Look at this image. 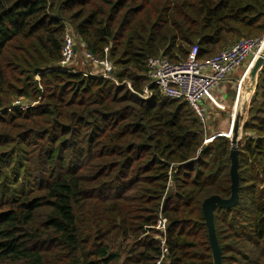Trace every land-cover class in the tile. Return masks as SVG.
<instances>
[{"label": "trees", "instance_id": "trees-1", "mask_svg": "<svg viewBox=\"0 0 264 264\" xmlns=\"http://www.w3.org/2000/svg\"><path fill=\"white\" fill-rule=\"evenodd\" d=\"M67 31L120 84L60 69ZM254 33L264 0H0V181L30 184L0 183V264H156L160 215L163 264H214L202 203L231 195V140L205 143L186 100L142 94L149 58L207 59ZM249 97L240 200L215 209L223 264H264V64Z\"/></svg>", "mask_w": 264, "mask_h": 264}, {"label": "built area", "instance_id": "built-area-1", "mask_svg": "<svg viewBox=\"0 0 264 264\" xmlns=\"http://www.w3.org/2000/svg\"><path fill=\"white\" fill-rule=\"evenodd\" d=\"M76 47L77 43L73 33L67 31L64 37L62 59L59 62L60 69L73 73L83 72L86 76L114 79L119 83L113 76L116 71L115 65L109 59H101L87 49L80 51ZM263 47L264 33L259 37L241 39L230 48L224 49L207 59L199 58L197 45L191 49L188 58L180 63H172L164 56L151 57L148 60V77L151 83L144 87L143 94H145H142V97L150 98V86L153 85L166 97L186 100L206 130L209 121L205 99L241 65L247 66L243 79L247 77L254 62L259 57L257 54H261L260 51ZM78 54L79 58L76 59ZM82 66L84 68H81ZM89 68L92 72L88 70ZM125 83L134 91L129 82ZM35 104L36 102L27 103L22 99H17L9 109L21 108L26 110ZM209 139L206 138L205 142ZM156 227L158 230L157 238L160 239L162 245V253L156 264H163L168 252L166 247L167 219L160 215Z\"/></svg>", "mask_w": 264, "mask_h": 264}, {"label": "rangeland", "instance_id": "rangeland-1", "mask_svg": "<svg viewBox=\"0 0 264 264\" xmlns=\"http://www.w3.org/2000/svg\"><path fill=\"white\" fill-rule=\"evenodd\" d=\"M260 34L254 33L250 35L249 37H258ZM76 43L78 45V40L76 39ZM79 46V45H78ZM82 49H85L83 46H79V50L82 51ZM264 50V47L261 50ZM221 50L211 54L210 56H213L217 53H219ZM260 56L257 54V57ZM79 58V54L76 56V59ZM81 68H84L83 66ZM247 66L241 65L239 68H237L231 75H234L233 77H236V80L234 81V84L228 83L229 76L218 88L214 89L211 92V95L205 99L206 108H207V115H208V126L206 129V132H208V139L212 137V139H209L207 142H212L214 140V137L217 136H225L231 140L232 137V128H233V120L235 116L243 112V119L241 120V130H240V140L242 139V126L245 123L247 117V110L249 106V102L247 104V110H244V97L242 96V92H245L247 90V87L251 83V72L247 77L243 79V75L246 71ZM88 70H91L90 68ZM92 72V70H91ZM242 91V92H241ZM241 92V93H240ZM145 94V93H144ZM143 94V95H144ZM263 98V97H262ZM251 99V97H250ZM249 99V100H250ZM18 155V153H17ZM20 156L16 157L14 161L11 163V166H14L15 164L18 165ZM23 176V170L21 171V175ZM12 180V179H10ZM29 178H23L20 177L19 179L15 178L11 182H5L4 178H1L0 183H3V185L7 184L6 187L10 188L6 192H9V197L14 193V189H28L30 187L29 184ZM157 229V227H156ZM158 236V233L156 234V237Z\"/></svg>", "mask_w": 264, "mask_h": 264}, {"label": "water", "instance_id": "water-1", "mask_svg": "<svg viewBox=\"0 0 264 264\" xmlns=\"http://www.w3.org/2000/svg\"><path fill=\"white\" fill-rule=\"evenodd\" d=\"M264 64V51L256 59L251 68V83L247 87L246 93H251L258 82L259 70ZM245 93V95H246ZM250 97L244 100V110H247V104L250 103ZM243 112L238 113L233 120L232 137H231V165H230V177H231V195L229 197H222L218 194L210 195L205 198L202 203L203 215L205 223L208 227L210 244L212 247V254L214 264H223L222 251L217 236V229L215 223V209L220 208H231L238 204L240 200V174H239V147L240 142V130L241 120L243 119ZM244 126V124H243ZM242 126V127H243ZM191 162V161H190Z\"/></svg>", "mask_w": 264, "mask_h": 264}, {"label": "crops", "instance_id": "crops-1", "mask_svg": "<svg viewBox=\"0 0 264 264\" xmlns=\"http://www.w3.org/2000/svg\"><path fill=\"white\" fill-rule=\"evenodd\" d=\"M234 75H231L229 77L228 83H231L232 85L234 84V81L236 80V77H233Z\"/></svg>", "mask_w": 264, "mask_h": 264}, {"label": "bare ground", "instance_id": "bare-ground-1", "mask_svg": "<svg viewBox=\"0 0 264 264\" xmlns=\"http://www.w3.org/2000/svg\"><path fill=\"white\" fill-rule=\"evenodd\" d=\"M264 51V50H263ZM263 51H262V53H263ZM261 52V51H260ZM259 55H261L260 53H259ZM242 92V91H241ZM240 92V93H241ZM243 94H242V96L244 97V99H246V98H249V94L248 93H246V92H242ZM245 93H246V95H245Z\"/></svg>", "mask_w": 264, "mask_h": 264}]
</instances>
